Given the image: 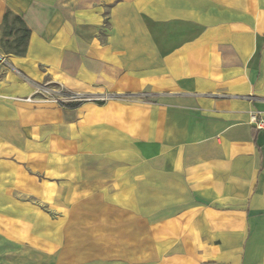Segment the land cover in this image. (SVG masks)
<instances>
[{
	"label": "crops",
	"instance_id": "obj_1",
	"mask_svg": "<svg viewBox=\"0 0 264 264\" xmlns=\"http://www.w3.org/2000/svg\"><path fill=\"white\" fill-rule=\"evenodd\" d=\"M6 9L0 264H264V0ZM43 83L93 100H17Z\"/></svg>",
	"mask_w": 264,
	"mask_h": 264
},
{
	"label": "trees",
	"instance_id": "obj_2",
	"mask_svg": "<svg viewBox=\"0 0 264 264\" xmlns=\"http://www.w3.org/2000/svg\"><path fill=\"white\" fill-rule=\"evenodd\" d=\"M31 35L30 29L24 20L12 13L9 9L5 10L2 23L0 25V49L3 54L23 57L26 54L28 41ZM82 102L68 103L65 108H74ZM101 105L103 102L95 101Z\"/></svg>",
	"mask_w": 264,
	"mask_h": 264
},
{
	"label": "built area",
	"instance_id": "obj_3",
	"mask_svg": "<svg viewBox=\"0 0 264 264\" xmlns=\"http://www.w3.org/2000/svg\"><path fill=\"white\" fill-rule=\"evenodd\" d=\"M0 61L4 62V57L0 55ZM253 99V98H252ZM26 103L41 104V103H53L55 105L64 107L68 103L83 102L86 100H93L83 96L73 95L63 89L61 86H53L52 89L36 86L31 97L24 99H17ZM95 101H99L96 99ZM248 123L256 131L264 134V114L260 112H252L249 114Z\"/></svg>",
	"mask_w": 264,
	"mask_h": 264
},
{
	"label": "rangeland",
	"instance_id": "obj_4",
	"mask_svg": "<svg viewBox=\"0 0 264 264\" xmlns=\"http://www.w3.org/2000/svg\"><path fill=\"white\" fill-rule=\"evenodd\" d=\"M46 87L47 89H52V85L51 84H48V83H43V84H41L39 87ZM95 100V99H94ZM41 104H47V103H41Z\"/></svg>",
	"mask_w": 264,
	"mask_h": 264
}]
</instances>
